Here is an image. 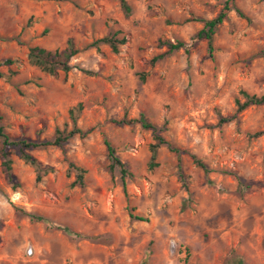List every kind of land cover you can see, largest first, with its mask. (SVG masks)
Returning a JSON list of instances; mask_svg holds the SVG:
<instances>
[{
  "label": "rangeland",
  "instance_id": "rangeland-1",
  "mask_svg": "<svg viewBox=\"0 0 264 264\" xmlns=\"http://www.w3.org/2000/svg\"><path fill=\"white\" fill-rule=\"evenodd\" d=\"M126 2L129 13L119 0H0V60H15L0 72L17 71L0 76L4 131L50 139L71 128L78 102L85 131L30 150L52 168L39 182L15 148L16 189L0 166V264H264V104H236L242 91L264 94V0H235L243 16L229 10L211 52L196 33L223 0ZM114 32L127 39L118 52L88 47ZM69 37L79 50L70 62L93 74L63 79L28 62L29 47L62 49ZM165 41L185 45L167 51ZM139 114L179 156L162 145L149 166L152 131L117 122ZM105 139L128 170L125 192Z\"/></svg>",
  "mask_w": 264,
  "mask_h": 264
},
{
  "label": "trees",
  "instance_id": "trees-1",
  "mask_svg": "<svg viewBox=\"0 0 264 264\" xmlns=\"http://www.w3.org/2000/svg\"><path fill=\"white\" fill-rule=\"evenodd\" d=\"M235 0H223V6L218 13V15L211 19L203 20V27L196 33L198 38H205L207 40L209 52L212 51V38L216 29H218L224 17L227 15L229 10L235 8L234 6ZM120 6L125 11V13L130 12V7L127 4L126 0H119ZM236 9V8H235ZM237 13L240 16L243 14L236 9ZM117 32L112 33L111 35H106L100 38H97L88 44V47H94L96 49L99 48L101 44H106L110 47L111 51L116 53L119 50V45L124 44L126 42V37H118L116 36ZM163 44L167 47V51L177 50L179 48L184 47V42L176 41L170 42L165 41ZM78 48L75 46L73 38L69 37L66 41V45L62 49L48 50L46 48L40 46H31L28 48L27 52V60L30 64L38 67L41 71L46 72L52 76L57 77L58 73L62 71L64 73V78H66V74L76 68L83 73L93 74V71L86 70L76 64L71 63V59L78 53ZM15 62L12 58H5L0 60V66L2 65H11ZM16 70H9L7 76L0 72V76L5 79H10L12 76L16 75ZM242 94L245 97L243 102H239L237 100V111H241L250 105H261L264 104V94L255 95L248 94L242 91ZM82 109V103L78 102L75 106L69 109V118L71 120V128L68 130L56 128L54 131V135L50 139L44 140H33L21 135L18 138H12L8 133L4 131L3 125L1 123L2 115L0 113V166L2 168L3 173L7 181L10 183L12 189H16L19 184L14 180V175L12 172V149L15 148L18 152L19 157L27 164L33 166L35 168V182H39L44 175L48 172L52 171V168L49 166H43L38 159L30 153L32 149L45 148L47 146H58L62 147L64 143H66L72 136L78 134L80 136L85 135V131L79 128L76 124L77 117L79 112ZM228 120L227 117H220L219 123H224ZM118 123L121 124H133L139 123L141 127L145 129H150L153 133V137L155 142L151 144V157L149 166H156L155 157L157 149L166 145L170 150L174 151L178 156L181 150L177 147L170 146L167 140L160 134L162 130V126H157L151 122H149L143 114H139L137 118H126L122 117L117 120ZM255 135H259V132H256ZM104 143L106 145L108 151V157L110 160V168L113 169L115 166H119L121 173V183L123 191H126V177L128 175V170L125 164L121 161L118 155L115 152V148L110 144V142L105 139ZM192 161L203 169V171L207 174L209 172V168L206 164L199 159L195 154H191ZM70 168H73L76 173V179L74 180V184L83 185V175L85 173L84 168L76 166L74 163H69ZM30 215V214H29ZM132 217L142 220L140 216H134L130 214Z\"/></svg>",
  "mask_w": 264,
  "mask_h": 264
}]
</instances>
